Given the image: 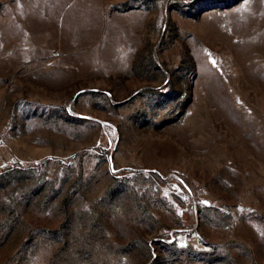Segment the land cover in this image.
Segmentation results:
<instances>
[{"label": "rangeland", "instance_id": "obj_1", "mask_svg": "<svg viewBox=\"0 0 264 264\" xmlns=\"http://www.w3.org/2000/svg\"><path fill=\"white\" fill-rule=\"evenodd\" d=\"M0 264H264V0H0Z\"/></svg>", "mask_w": 264, "mask_h": 264}]
</instances>
